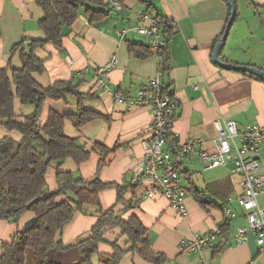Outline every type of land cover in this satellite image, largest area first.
<instances>
[{"label": "crops", "instance_id": "0c3cea01", "mask_svg": "<svg viewBox=\"0 0 264 264\" xmlns=\"http://www.w3.org/2000/svg\"><path fill=\"white\" fill-rule=\"evenodd\" d=\"M235 5L237 15L219 47V60L264 73V0H236ZM106 6L110 10L107 17L94 23H90L80 10L72 26L62 28L60 46L47 43L34 51L44 65L40 74H33L39 86L48 88L56 82H71L78 92L90 96L82 101V109L103 117L79 129L66 120L64 135L86 140L87 150L94 143L108 149L116 148L108 154L109 163L101 169H98L99 155L91 152L78 166L66 159L60 172L72 173L83 180L97 175L106 184H135L134 175L143 157L141 140L150 125V109L118 103L113 95L123 93L133 97L142 83L153 78H159L164 91L176 105L169 131L171 137L200 141L204 149L213 152L217 140L215 121H233L239 131L247 126L264 128V82L251 72L227 69L212 61L230 17L225 0H125L119 9L109 3ZM141 14L166 19L172 28L168 44L169 69L162 75L157 56L138 60L127 51L129 44L148 46V40L134 31ZM42 18L43 12L36 0H0V69L21 67L18 53L10 55L14 45L45 38L38 27ZM142 25H148V21ZM121 30H127L123 40L119 36ZM114 58L116 63L110 70L96 78V71ZM98 80L107 88H101ZM32 111L31 106L14 100L16 122H23ZM50 111L60 115L75 114L77 101L75 98H68V103L46 100L38 118L40 125L44 124ZM4 137L18 143L22 134L0 125V140ZM170 143L169 138L165 150ZM258 162L264 172V143ZM56 173L54 166L47 169L46 193L57 189ZM179 178L185 190L200 193L199 200L186 194L184 216L172 209L161 195L143 199L134 207L127 205L149 189L147 181L127 190L123 203L116 202L114 189H105L99 193V207L84 206L56 235L55 241L65 250L53 253V262L79 263L82 254L78 245L90 238L98 212L113 209L123 220L139 219L147 230L152 250L166 257L165 264H264V251L258 250L254 236L248 235L243 244L235 243L237 228L246 225L243 209L232 201L229 208L235 213L233 218H225L222 210L229 199H235L242 192V178L232 172V165L209 168L198 156H191L184 160ZM258 202L264 207V196H260ZM34 219L32 213H25L15 224L0 220V245L9 243L17 231L24 230ZM218 226H222L223 234L212 246L191 254L179 252L181 241L194 234L208 233ZM113 244L122 251L130 247L118 228L107 230L92 263L101 264V257L112 255ZM219 245L223 247L215 253ZM24 264H33L31 249L25 250ZM119 264L152 263L129 252Z\"/></svg>", "mask_w": 264, "mask_h": 264}, {"label": "trees", "instance_id": "16d2710c", "mask_svg": "<svg viewBox=\"0 0 264 264\" xmlns=\"http://www.w3.org/2000/svg\"><path fill=\"white\" fill-rule=\"evenodd\" d=\"M116 1L122 5L125 0ZM36 5L43 12L38 27L45 38L21 41L14 45L10 55L18 53L21 67L0 69V125L22 134V139L18 143L9 137L0 140V220L15 224L25 213H32L35 219L24 230L17 231L9 243L0 245V264H24L26 249L33 251V264H55L52 259L53 253L65 250L55 241L56 235L72 220L76 212L82 211L86 205L99 207V193L105 189H114L116 202L123 203L125 192L135 189L138 184H106L97 175L90 180H83L75 178L72 173L59 171L66 159H71L78 166L89 158L91 152L99 155L98 169H101L109 163L107 156L116 148L108 149L94 143L91 149L87 150L88 143L84 139L65 136L63 124L66 120L71 122L74 128L79 129L103 117L82 109V101L90 96L78 92L77 87L71 82L60 81L48 88H42L33 78V74H40L44 70L43 61L34 55L35 49L47 43L60 46L62 28H70L79 17L80 10L90 23L106 18L110 10L106 9L105 0H36ZM236 15L235 5L234 20ZM157 20L161 25L162 38L166 45L153 52L148 46L129 44L127 51L138 60L157 56L160 71L164 74L169 69L168 44L172 28L166 19ZM224 33L223 31V35ZM68 98H75L77 101L75 114L60 115L50 111L44 124L38 123L46 100H62L68 103ZM15 99L33 109L21 123L15 121ZM53 166L57 170L58 187L46 193L45 173ZM185 192L199 200L198 191L187 189ZM127 205L134 207L137 204L131 202ZM98 214L90 238L78 245L82 258L77 264H93L92 257L98 253V245L103 242V235L107 230L114 228H118L121 235L127 238L130 247L127 251H122L113 244L111 246L113 254L101 257V264H119L123 256L129 252L152 264L166 263L164 255L152 250L147 230L138 218L123 220L113 209L100 211ZM222 247V245L216 247L215 253Z\"/></svg>", "mask_w": 264, "mask_h": 264}, {"label": "built area", "instance_id": "2783aa9c", "mask_svg": "<svg viewBox=\"0 0 264 264\" xmlns=\"http://www.w3.org/2000/svg\"><path fill=\"white\" fill-rule=\"evenodd\" d=\"M114 8H121L116 0H105ZM148 21V25L142 23ZM134 31L148 40V47L156 52L166 45L162 38L161 25L155 18L141 14L138 25ZM127 30L120 31L123 40ZM116 63L115 58L105 67L96 71L95 77L105 75L111 66ZM162 75V73L160 72ZM258 77V76H257ZM101 88L107 86L98 80ZM113 98L118 103L128 106L148 107L150 109V125L145 137L141 140L143 157L141 164L134 175V183L147 181L149 189L134 199L138 204L146 198L156 195L163 196L179 215L186 214L184 200L185 189L180 184V170L184 160L191 156H198L209 168L232 165V172L242 178V192L235 199H229L222 206L225 218H233L235 213L229 208L234 201L245 212L246 225L238 227L234 236L237 245L247 241L248 235L255 238L259 251H264V207L258 202L264 196V172L261 170L258 155L264 143V128L260 126H247L239 131L235 122H214L217 133L216 149L210 152L202 147L197 140H182L177 136L169 135L173 111L176 107L174 100L163 89L159 78L149 79L142 83L135 96L115 93ZM169 147H164L168 139ZM222 226L204 234H194L191 238L183 240L178 245L180 253H196L212 246L216 238L222 236Z\"/></svg>", "mask_w": 264, "mask_h": 264}, {"label": "water", "instance_id": "95a60500", "mask_svg": "<svg viewBox=\"0 0 264 264\" xmlns=\"http://www.w3.org/2000/svg\"><path fill=\"white\" fill-rule=\"evenodd\" d=\"M228 1V5L230 7V17L227 23V27L225 30V33L222 37L221 42L219 43L217 49L214 51L213 56H212V61L213 63H215L216 65H219L221 67L227 68V69H231V70H236V71H244V72H251L253 74H255L256 76H258L263 82H264V73H262L261 71L254 69V68H248V67H238V66H232V65H227L223 62H221L219 60V47H221L223 45V42L226 38L229 26L231 25V23L234 20L235 17V3L233 0H227Z\"/></svg>", "mask_w": 264, "mask_h": 264}, {"label": "rangeland", "instance_id": "374dc122", "mask_svg": "<svg viewBox=\"0 0 264 264\" xmlns=\"http://www.w3.org/2000/svg\"><path fill=\"white\" fill-rule=\"evenodd\" d=\"M86 141V140H85Z\"/></svg>", "mask_w": 264, "mask_h": 264}]
</instances>
